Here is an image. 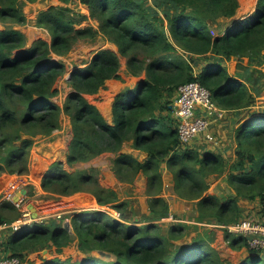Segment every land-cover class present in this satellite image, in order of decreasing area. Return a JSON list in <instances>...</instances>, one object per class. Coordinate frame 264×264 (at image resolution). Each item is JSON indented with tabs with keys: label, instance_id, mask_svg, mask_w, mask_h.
Instances as JSON below:
<instances>
[{
	"label": "trees",
	"instance_id": "trees-1",
	"mask_svg": "<svg viewBox=\"0 0 264 264\" xmlns=\"http://www.w3.org/2000/svg\"><path fill=\"white\" fill-rule=\"evenodd\" d=\"M23 2L0 0V21L8 24L0 28V174L28 173L35 137L58 129L65 113L73 131L67 153L70 165L106 151L118 153L130 139H134V147L148 151L144 161L132 153H119L113 169L121 181L133 182L140 172L148 177L153 218L171 213L170 203L161 195L164 160L173 173L175 193L196 200L198 220L219 224L239 221L250 215H245L239 204L241 198L259 200L261 207L253 215L264 211V112H251L240 119L235 132L236 159L228 165L219 153L203 154L183 145L172 107L179 87L190 81L209 87L222 109L240 110L254 103L255 94L247 81L259 70L251 66L246 70L241 65L231 73L223 62L244 56H249L252 64L262 62L264 0L257 1L253 13L238 19L231 18L237 13L239 0H80L88 6L89 14L68 5H51L37 16V24L48 29L51 40L38 38L30 46L26 34L16 27L27 22ZM88 19L95 20L97 26H79ZM98 35L117 44L127 57L131 74H145L136 90L126 86L116 94L112 123L85 96L97 93L108 79L121 77L120 55L110 48L99 49L88 65L72 70L71 91L63 106L54 100L59 93L56 82L66 71L63 59L55 55H65L79 40ZM210 52L213 56L197 72L195 59ZM225 172L236 193L228 198L207 193L209 176ZM41 185L63 195L91 192L101 205L117 199L116 190L101 185L97 174L71 172L60 160L50 166ZM114 205L127 219L121 208L129 203ZM16 212L11 201H1L0 224L12 222ZM66 217H71L69 225L50 223L48 218L25 226L23 232L10 228L13 230L3 237L2 244L9 255L23 258L46 243L61 247L77 236L83 248L114 253L112 258L89 254L76 261L57 257L44 264H264V250L257 253L250 248L238 263L222 258L211 240H206L211 235H200L191 243H175L184 237L187 222H170L165 232L162 221L149 218L141 225L119 222L98 209L71 211ZM226 237L233 247L248 246L241 235L227 232Z\"/></svg>",
	"mask_w": 264,
	"mask_h": 264
},
{
	"label": "rangeland",
	"instance_id": "rangeland-1",
	"mask_svg": "<svg viewBox=\"0 0 264 264\" xmlns=\"http://www.w3.org/2000/svg\"><path fill=\"white\" fill-rule=\"evenodd\" d=\"M244 1L246 2L245 4L243 3V0H239V8H238V10H240V9L244 10L241 12V13H244L243 18L255 11L256 4H257L258 0H244ZM22 5H23L22 10L27 16V22L23 25H17L16 27L20 28L26 34L27 45H29V46L32 45V43L35 40H37L38 38H44L48 41L51 40V34L49 33L48 29L42 28L41 26H39L37 24V16H38L40 11L47 9L51 5H68L72 8H74L76 11L81 12L83 14L89 13L88 6L81 5L79 3V0H69L68 2H65L63 0H35V1L24 0ZM41 6H43V7H41ZM158 6L162 7V5H158ZM83 7H84V9H83ZM161 7H158V10H160L162 12ZM238 10H237V12H238ZM35 17H36V20H35ZM88 24H94L96 26L97 22L95 20L93 21L92 19H88V20H85L79 26H86ZM6 25H8V24L0 21V28H4ZM214 30L217 31V29H214ZM108 45H113L117 48V45L115 43L107 40L104 36H97V37L92 38V39H90V38L89 39H81L75 44V46L73 47V49L69 53H67L65 55H55V58L63 59V61L66 64L65 73L56 82V87L59 88V93L57 96L54 97L55 101H57L61 106H63V104L67 98V95L71 91V86L69 85V74L77 66L85 67L86 65H88V63L94 57L96 52L101 48H105V47L107 48ZM263 53H264V51H263ZM91 56H92V58H91ZM121 58H123V61L121 60V66H120V71H119L121 77L117 78V79H121L124 82H126V81L130 82L131 81V83H132V81L134 79H137L138 77L137 76L134 77V75L129 72V70L126 66V62L124 61L125 57L122 56ZM260 58L263 59L262 62L259 63V62L255 61L254 64L251 63L249 56H244V57H242V59L233 58V59L227 60V62L225 61V65L231 73H235L236 71H238L240 69L241 65L245 66L246 70L249 68V66H251L253 69L256 68L259 70L258 72H255L256 75H255V78L253 77L254 78L253 80L251 79V80L247 81V83L251 87L252 92L255 94V101L252 105L245 107V109L242 110L241 116H243V115L247 116L251 112H256V113L264 112V57H260ZM131 83L129 84L130 86H131ZM109 84H110V81H109ZM136 87H137V85L135 86L134 90H136ZM109 89H110V86L108 84L107 85L105 84V87L101 88L97 93L85 94V96L92 103H94V100L97 102L101 100V102H103L105 100V98L107 97L106 93L110 91ZM100 91L105 92V95L104 94L102 95V93H100ZM61 120H62L61 122L64 124V127H63L64 129H63V132H61V134L64 135V140H63L64 143L63 144L66 143V147L63 149L62 152H60L61 153L60 155H56L57 152L55 154L51 155L53 157V159L50 160V162L45 167V169H47V167L52 162L57 161L60 158H63L66 161L65 153L68 151L67 150L68 149L67 144H68V140H70L72 138L73 131L70 130V132H68V130H69L68 126L71 124L70 116L68 114L62 113L61 114ZM71 126H72V124H71ZM233 128H235V127H233ZM71 129H72V127H71ZM236 129H237V127L234 129L233 134H235ZM231 132H232V130H231ZM54 133H55V135H51V134L45 135V136H43L42 134L37 135L35 137V144L33 145V148L38 147V149L35 150L34 153L39 154L41 151V148H43V146H45V144H46L45 142L39 141L40 137H46L48 139H54L56 137V135L57 136L61 135L60 132L57 133L54 131L53 134ZM54 140L56 141V139H54ZM194 144L195 143H192L190 145L188 144L186 147L196 149L194 147ZM58 147H59V145H58ZM46 149H48L47 145H46ZM54 157H55V159H54ZM89 162H90V160L86 161V162H77V163L72 164V165H70L69 163H64V164H65L66 169H68L71 172L78 171V170H83V171L85 170V171L91 172L93 174H97L101 185L103 184L101 182V179L107 183V180L109 181V179H108L109 177L106 176L105 174H102L98 168L94 167V164H89ZM229 165H231V164H229ZM94 168L96 169V171L94 170ZM45 171L46 170H43L41 176L38 178L32 177V174H30L31 170H29L28 173H25L28 175L30 174V177H28L30 182H28V181H26V182H28L30 184L34 183L36 186L37 185L39 186L38 190L41 191V193L37 195L38 196L37 198L39 199V201H41L43 203V205L45 207L51 205V202H50L51 200H57L60 202V205H61V203H63L64 206L67 205V207H65V208L70 209V210L76 209L77 211H79V210L83 211V210H87V209L95 211L96 209H99V208L102 209V208L108 207L110 205V204L109 205L108 204H104V205L96 204L95 206L94 205H92V206L88 205V207H86V209L77 208L76 206H73V203L71 204L68 202L71 201L74 197L77 198V194H80V193L83 194L81 199H79V200H88V198L91 194H89L87 191H78V192H75L71 195H63V194L52 193L50 191L43 190L40 183L42 182L41 179H42ZM169 172H171V171H169ZM31 173H33V172H31ZM108 174H110V172H108ZM100 176H101V179H100ZM116 177H117V175H116ZM112 178L115 181L114 177H112ZM147 179H148V177H147ZM139 181L142 182L144 185L145 179L140 178ZM209 181H210V184L212 185V188H214V192H216L222 198H228V197L234 195V193H236V190L234 188H232L227 181V174H225V175L224 174H222V175H211V176H209ZM171 182H172V179H171ZM28 183L24 185L27 188L30 187ZM122 183H130V182L122 181ZM6 187L0 188V191L5 189ZM136 187H138V185ZM113 189H115L117 192V199L115 200V201H117L120 193L121 192L123 193V191H120L118 184H116ZM207 192H209V189ZM145 193H147V189H146V192L141 191L140 195L137 197H134V199L132 201L133 205L135 206L134 210H135L136 214L141 215V218H136L139 221H137V223H135V224H138V225L145 224V223L140 222L144 218L148 219V218L153 217V214H151V213L148 214V211H150V206H148L147 199L144 197ZM161 195H164L165 198L167 200H169L168 202L170 203L171 213L176 218L180 219V221H182L183 223L185 221H187V223L189 224L183 230L185 233L184 237H182L180 239H176L175 243H177V244H181V242L191 243V242H193V240H195L200 235H205V236L211 235L212 238L208 237L206 240H211V242L214 244V246L219 250L220 254L222 255V258L232 260V261L235 260L236 263L240 262V260L242 258L243 259L245 258L244 256L247 255V252L249 251V245L247 246L244 244L240 247L231 246L229 244V241H227V239H226L227 238L226 237L227 232H226L225 228L216 227V229H209V227L206 228L204 226L193 224L194 222H193V216L191 215L192 213H187V212L182 211V208L180 207L179 203H177V205L175 206V202H177L179 200L181 202V199H176V201H173V199H170V195H176L172 186L166 187V190L162 191ZM245 200L246 199L241 198L239 200V204L242 207H244L245 215H246V213H249L250 215H248V216H251V215L253 216L252 212L258 210L261 207V204H260V202H258L256 204H253L254 206H248V203ZM120 202L129 203L128 207H124L121 209H124L127 212V216L131 215V213H133V210L130 208V201L129 202L128 201H120ZM117 203H119V202H117ZM146 206H147V210H146ZM16 209H17V212H16L15 216L17 215V218H15L14 220H17L19 217L22 216V212L17 207H16ZM116 209L120 211L119 208H116ZM45 212L48 213L49 211H47L45 209ZM70 212L71 211L66 212L65 214L62 215L61 218H57V219L51 218L48 221L50 223L55 222L57 224H61L64 222L67 225V222H70L71 217L70 218L66 217V214L70 213ZM258 213L259 212H257V214ZM91 215H94L93 212L91 213ZM159 220H160L159 218H153V221L160 222ZM162 222H164V224H165V225H163L164 231L168 232V230H169L168 227L171 225L170 222L169 221H162ZM33 223H35V222H33ZM125 223H127V222H125ZM203 224H205V223H203ZM220 225H223V224H220ZM10 228L11 227H5V228L0 229V234H3V235L9 234L11 232V230H13ZM25 230H26V227H23L20 231L23 232ZM216 232L218 233L217 236L214 234ZM43 247L48 248V249H42L41 252H37V250L26 252L25 256L22 258V264L39 263L43 256L47 257L48 259H54V258L59 257V258H62L64 260L71 259L72 261L83 259L84 257H86L89 254H91L95 257H98V258H104V256H106V257L108 256L109 258H112L114 256V253H112V251H109V250H103L105 252L104 253V252H100L99 249H95V248H92V249L83 248V246L79 240V237H77V236L69 244L63 245L61 247H59V246H57L51 242L44 244ZM49 249H50V252H48ZM46 250H48V251H46Z\"/></svg>",
	"mask_w": 264,
	"mask_h": 264
},
{
	"label": "crops",
	"instance_id": "crops-1",
	"mask_svg": "<svg viewBox=\"0 0 264 264\" xmlns=\"http://www.w3.org/2000/svg\"><path fill=\"white\" fill-rule=\"evenodd\" d=\"M79 3L81 5H83V6L85 5V4L81 3L80 0H79ZM242 11H244V10H242V9L238 10V12L236 13V16H234L231 19L243 18L244 13H241ZM231 19H229V21ZM35 20H36V17H35ZM42 28H44V27H42ZM98 36H102V35H98ZM107 48H110V49L116 51L120 55V60L123 61V58H121V57L122 56L125 57L124 61L126 62V66H127V57L122 55L119 52L118 46L116 48L113 45H108ZM212 56H213V54L210 52V53H207V54H204V55H200V57H197L195 59L196 65H197L196 66V71L197 72L201 71L204 68V66H206V64L208 62V59H210ZM91 58H92V56H91ZM225 61L227 62V60H224V62H223L224 65H225ZM137 77L138 78L134 79L132 81V83H131V81L130 82L129 81L128 82L127 81L124 82L123 80L117 79V78H111V79L107 80L106 85L108 84L110 86V89H109L110 91L106 93L107 97L105 98V100L103 102H101V100L98 101V102L94 100V103L99 107V109L101 110V112L103 113V115L106 117V119L109 122H111V123L113 122V117H114V114H113V102H114V98H115L116 94L120 90H122L124 87L128 86L130 83H131V87L135 88V86L138 85V83L145 77V74H142V75L137 76ZM109 81H110V84H109ZM100 93H102V95L103 94L105 95V92H103V91H100ZM172 107L175 110V104H173ZM242 110H244V109H240V110L223 109V111L221 112V115L218 116L217 118H215L213 120L211 126H210V131H211V134H212V138H208L207 136L201 134L198 137H196L195 139H193L192 141H190L188 144L190 145L192 143H195L194 147L197 150H199L201 153H203V154H205L206 152H210V151L219 153V154H221L222 156H224L228 160V165L232 164L235 161V159H236V148H237V142H236L235 134H233V133H234V129L236 127H238V125L240 123V119L244 116V115L241 116ZM175 114H176V112L174 111V115ZM176 116L177 115H175L174 117L176 118V121L178 123L179 119H177ZM63 127H64V124L61 122V126L58 129H55L54 131L57 132V133L60 132V134H61V132H63V129H64ZM68 127H69L68 132H70V130H72L71 129V127H72L71 124ZM233 127H235V128H233ZM231 130H232V132H231ZM53 132L51 133V135H55V133L53 134ZM43 136H45V135H43ZM47 139L48 138H46V137H40L39 141L45 142L46 144H45V146H43V148H41V151H40L39 154L38 153L37 154L34 153V151L37 150L38 147H34V148L32 147L31 154H30V162H29V170H31V172H34L33 171L34 170V164L38 162V165H39L38 168L41 170L40 172L42 173L43 170H46L44 168L48 165L50 160L53 159V157L51 155L55 154L56 152H57L56 155H60L61 154L60 152H62L63 149L66 147V146L65 147H62V146L58 147V145L61 142H63V140H64V135L63 134H61L59 136L56 135V137L54 138V139H56V141L54 139H48V140ZM70 140H68V144H67L68 148H69ZM188 144H186L184 146H187ZM46 145H47L48 149H46ZM122 152H124V153H132L139 160H142V161L146 160L148 158V156H149L148 151L144 147L143 148L134 147V139H130V140L125 141V143L122 146V149L118 153L112 152V151L103 152L100 155L92 158L90 160L89 164H94L95 168H98L101 171L102 174H105L106 176L109 177L108 178L109 181L107 180V183H106L105 181H103L101 179V176H100V179H101V182L103 183L102 184L103 186L114 188L115 185L118 184L120 191H123V193L119 192L120 195L118 197V200L113 202L112 204H110L107 208L109 210H111V211L112 210H117L114 207L115 206L114 204H116L117 202H120V201H128V202L130 201V208L133 210V213H131V215H128V216L126 215V217H127L126 221L130 222V223H137V221H139V220H137L136 218H141V215L140 214H136V212L134 210L135 206L133 205L132 201H133L134 197H137V196L140 195L141 191H145L146 192V189H147V186H148V179H147L146 175L143 172H140L137 175V178H136V180L133 183L132 182H130V183H122V181L119 178H117L118 176L116 177V173H115V171L113 169V162H114L115 157L119 153H122ZM67 153H68V151L65 153L66 161L63 158H60L58 160L63 161L64 163H67ZM42 162H46V165L43 166V167H42ZM54 162H52L48 167L50 168V166ZM64 167H65V164H64ZM161 171L163 173V180H164V189H163V191H165L166 187H168V186H172V188L174 190L173 173L169 172L170 169H168V167L166 165V160H164L162 162ZM31 172H30V174H33ZM108 172H110V174H108ZM30 174L28 175V174H25V173L20 174V173L3 172V173L0 174V188H3L4 186L8 185L5 188V189H7L12 181L13 182L16 181V182H20V183H25L26 181L30 182V180L28 179V177H30ZM45 174H43V177L45 176ZM225 174H227V172H225L224 175ZM10 176H14V177H12L13 180L9 179ZM43 177H42V179H43ZM112 177H114L115 181L113 180ZM140 178L145 179L144 185H143L142 182L139 181ZM171 179H172V182H171ZM137 185H138V187H136ZM41 187H42V185H41ZM37 188H39L38 185H37ZM42 189H43V187H42ZM39 193H41V191H39ZM88 193L91 194L90 196L95 199L96 204H99L98 200H97V197L91 192H88ZM207 193H216V192H214V188H212L211 184H210L209 192H207ZM82 195H83L82 193L77 194V198L74 197L71 201L80 203L79 199H81ZM176 195H170V199H173V201H176V199H181V202H180V200L175 202V206L177 205V203H179L180 207L182 208V211L187 212V213H192L191 215L193 216V222H194L193 224L204 226L206 228L209 227V229H216V227H219V228L222 227L219 223H214V222L213 223L203 222V223H206V224H203L202 221L198 220V218H197L198 217V211L195 208L196 207V205H195L196 200H193V199L190 200V199H186V198L180 197L178 195L176 196ZM144 197L147 199L148 206H149V198H150V196L147 193H145ZM2 199L3 198L0 196V203H1V201H3ZM53 201H57V200H53ZM82 201H85V200H82ZM245 201L248 203V206H254L253 204H256V203L259 202V200H255L253 202H250L248 200H245ZM54 203H51L50 209L51 210L52 209H60L58 206L55 207V205H53ZM72 203L73 202H71V204ZM170 209H171V207H170ZM146 210H147V206H146ZM150 213L151 212L148 211V214H150ZM159 219H160L159 221H161V218H159ZM148 221H149V218L148 219L144 218L140 222L141 223H146ZM185 222H187V221H185ZM214 234L217 236L218 233L216 232ZM5 236H6V234H4V235L0 234V256L5 255V254L7 255L9 253V251H7L4 248V246L2 245L3 237H5ZM42 249H48V248H45V247L41 246V247H38V249H36V250H37V252H41ZM46 251H48V250H46ZM48 252H50V249H49ZM46 260H49V259L47 257L43 256L41 261L39 263H36V264H44V262ZM234 262H235V260H234Z\"/></svg>",
	"mask_w": 264,
	"mask_h": 264
},
{
	"label": "built area",
	"instance_id": "built-area-1",
	"mask_svg": "<svg viewBox=\"0 0 264 264\" xmlns=\"http://www.w3.org/2000/svg\"><path fill=\"white\" fill-rule=\"evenodd\" d=\"M175 112L179 119L178 132L183 145L188 144L190 141L199 135H205L212 138L210 126L215 118L221 115L223 111L213 99L212 92L209 87L203 85L199 81H190L182 84L174 100ZM28 182L20 183L12 181L7 189L0 191L2 200L11 201L15 207L21 212L22 216L12 222H4L0 224V229L11 227L15 231L21 230L24 226L33 222H41L48 218H61L62 215L74 209H67L59 201L51 200L53 205L58 206L60 209H50L51 206L45 207L37 198L39 190L33 184L34 188L30 189L24 186ZM27 188V192L23 194V188ZM19 195V199L14 198ZM31 206H34L38 212V216H33ZM264 206V204H263ZM45 209L49 211L45 212ZM85 209V208H84ZM90 210V209H87ZM98 210L110 214L115 220L119 222H127L123 214L119 210H109L107 207L99 208ZM161 221L175 222L180 221L172 213L168 216L162 217ZM206 224V223H205ZM227 232L241 235L246 238L249 248L255 252L264 250V211H260L258 215L244 216L237 222L231 224L221 225ZM0 264H22V258L18 255H2L0 256Z\"/></svg>",
	"mask_w": 264,
	"mask_h": 264
},
{
	"label": "bare ground",
	"instance_id": "bare-ground-1",
	"mask_svg": "<svg viewBox=\"0 0 264 264\" xmlns=\"http://www.w3.org/2000/svg\"><path fill=\"white\" fill-rule=\"evenodd\" d=\"M243 3L245 4L246 2L243 0ZM41 7H43V6H41ZM83 9H84V7H83ZM36 11V10H35ZM38 11V10H37ZM64 143V141L63 142H61L60 144H59V146H62V147H65L66 146V143L65 144H63ZM63 144V145H62ZM54 159H55V157H54ZM41 160V159H40ZM45 163V164H44ZM46 165V162H42V167L43 166H45ZM38 162L37 163H35L34 164V172H33V174H32V177H34V178H38V177H40L41 176V170L38 168ZM45 169V168H44ZM12 177H14V176H10L9 177V179H11V180H13V178ZM10 180V181H11ZM6 186H8V185H6ZM6 186H4V187H6ZM66 202V201H65ZM68 202V201H67ZM71 202H73V206H76L77 208H86V207H88V205L89 206H92V205H96V202H95V199L93 198V197H91V196H89V198H88V200H85V201H82V200H80V203H78V202H74V201H69L68 203H71ZM32 224V223H31ZM29 225V224H28ZM27 226V225H26ZM25 227V226H24Z\"/></svg>",
	"mask_w": 264,
	"mask_h": 264
},
{
	"label": "water",
	"instance_id": "water-1",
	"mask_svg": "<svg viewBox=\"0 0 264 264\" xmlns=\"http://www.w3.org/2000/svg\"><path fill=\"white\" fill-rule=\"evenodd\" d=\"M70 75H71V73L69 74V77H70ZM48 169H49V167L46 169V171L44 172V174L48 171ZM27 192V188L26 187H24L23 188V194H25ZM15 200H18L19 199V195H17L15 198H14ZM31 209H32V211H33V216L34 217H36V216H38V212H37V210L35 209V207L34 206H31ZM86 209V208H85ZM81 210H79V211H77L76 209L73 211L74 213H78V212H80ZM70 224V222H67V225H69ZM100 250V252H104L102 249H99ZM105 253V252H104ZM104 258H109L108 256L106 257V256H104Z\"/></svg>",
	"mask_w": 264,
	"mask_h": 264
}]
</instances>
